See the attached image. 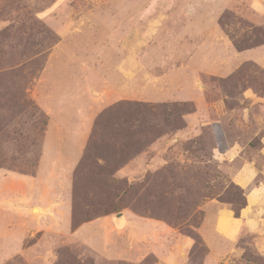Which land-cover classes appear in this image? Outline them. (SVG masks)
<instances>
[{
  "label": "rangeland",
  "instance_id": "rangeland-1",
  "mask_svg": "<svg viewBox=\"0 0 264 264\" xmlns=\"http://www.w3.org/2000/svg\"><path fill=\"white\" fill-rule=\"evenodd\" d=\"M181 5L222 8L220 23L234 46L249 39L264 42V0H0V24L8 25L0 30V174L33 176L35 173L49 117L31 94L48 63V56L61 41L79 36L86 47L94 40L107 42L112 33L123 38V17L130 15L108 12L114 6L123 10L127 6V12H132L135 33L145 29L141 25L146 21L141 24L137 20L142 14L141 7ZM45 11L48 12L45 15L53 18L54 25L62 28L63 24L67 33L62 30L64 34L61 35L55 26H48L42 17ZM149 15L156 17L161 13ZM154 28L172 30L175 27L161 23ZM152 32L156 34L157 31ZM153 36L155 38L151 39ZM153 36H149V48L152 44L154 53L159 51L154 55L155 59H160L158 64L166 60L168 63L173 56H178L165 53L171 46L174 48L173 37ZM72 40L66 41L64 46H74ZM262 46L264 43L255 48ZM104 47L107 49L109 45L106 43ZM92 50V45L85 48L88 55L84 62L88 66L86 75L90 76ZM262 57L264 54L260 56L261 63H244L228 77H202L205 89H202L204 102L201 106L194 102H114L104 108L94 121L75 173L74 227L106 214H114L117 219L119 213H115V208L120 213L130 211L160 222L165 231L175 229L193 240L188 264H204L208 249L199 230L205 217L213 214L221 204L234 210L244 205L246 192L235 182L241 164L255 161L264 167ZM86 95L91 98L93 94L87 92ZM134 119L143 120V125L135 123L129 127L127 123ZM234 146L240 149L236 156L229 154ZM135 161H146L150 167L133 180L118 176L120 170ZM8 181L11 189L10 182L14 180L9 178ZM52 200L53 197L47 195L45 203L34 204L49 206ZM209 203L213 204L211 209ZM38 214L34 216L39 218ZM1 216L0 235H6L18 224L20 214L11 213L13 225L10 227ZM45 220L47 230L58 226L59 221L53 214L40 221ZM197 235L202 240H196ZM72 240L56 237L50 240L57 249L51 258L54 264H158L151 254L139 261L134 259V263L108 260ZM243 241L249 243L250 238ZM9 255L1 253L0 263ZM40 255L35 253L30 259L37 261ZM5 263L30 264L25 255ZM235 264H264V258L248 248L242 260Z\"/></svg>",
  "mask_w": 264,
  "mask_h": 264
},
{
  "label": "crops",
  "instance_id": "crops-1",
  "mask_svg": "<svg viewBox=\"0 0 264 264\" xmlns=\"http://www.w3.org/2000/svg\"><path fill=\"white\" fill-rule=\"evenodd\" d=\"M109 9L108 12L129 13L130 16L123 17V38L112 33L107 42L100 39L87 43L93 49L91 76L86 75L88 66L84 63L88 59L87 46L84 47L79 36H71L66 41L73 39L74 46H64V40L54 48L31 94L47 113L49 124L35 175L0 174V216L5 217L10 227L13 225L11 213L20 214L18 224L8 234L0 235V254H10L5 262L25 255L30 264H54L55 260L51 258L57 249L51 241L56 237L58 240L73 239L72 243L112 261L133 262L136 258L135 261H139L151 254L158 264L189 263L193 240L178 234L175 229L165 231L160 222L130 211L119 213L122 219H118L119 214L118 220L110 214L74 227L72 192L75 173L94 121L104 108L114 102H194L201 106L204 102L202 89H205L201 84L202 77L225 78L244 63H261L264 46L239 51L224 34L220 23L223 9L213 5L141 7L142 14L137 20L141 24L146 21L141 25L145 29L135 33L131 24L132 12H127V6L124 10L115 6ZM45 13L48 12L42 16L46 19L44 22L54 28L53 18ZM149 13L161 15L154 17ZM151 21L153 25L149 26ZM155 23L173 24L175 28L156 29ZM4 25L5 22L0 24V30L7 24ZM55 29L61 35L67 33L63 24L62 28L55 26ZM154 30L156 34L152 32ZM153 35L162 39L173 37L174 48L171 46L165 53L178 56L169 57L168 63L166 60L158 64L160 59H155L154 55L159 51L154 53L152 44L149 48V36ZM87 92L93 94L91 98ZM191 128L189 125L188 129ZM239 151L234 146L229 154L236 156ZM145 162H132L120 170L118 176L135 179L150 167ZM246 162L235 175L236 184L246 192L245 206L237 215L233 208L221 204L213 214L205 217L200 227V236L208 249L204 264H235L242 260L248 248L264 258V167L255 161ZM9 178L14 180L10 182L11 189ZM47 195L53 197L49 206L34 204L45 203ZM33 213H39V218ZM52 214L59 223L54 230H47L48 219L40 220ZM245 238H250L249 243H242ZM35 253L41 254L36 257L37 261L30 259Z\"/></svg>",
  "mask_w": 264,
  "mask_h": 264
},
{
  "label": "trees",
  "instance_id": "trees-1",
  "mask_svg": "<svg viewBox=\"0 0 264 264\" xmlns=\"http://www.w3.org/2000/svg\"><path fill=\"white\" fill-rule=\"evenodd\" d=\"M259 40L257 39L255 41H252L251 39H249L248 42H244L242 44L240 43L239 45L236 43V46H237V49L239 51H244V50H247V49H252V48H255V47H257V46H259V45H261V44L264 43V42H260ZM249 42H255V43L249 44ZM139 105H142V104H139ZM135 123L136 124L143 125L144 121L143 120H140V119H134L133 121H129L127 124L129 125V127H133V125L135 126ZM39 160H38V163H37V166H36V169H35V173H36V170H37V167H38V164H39ZM35 173L33 174V176L35 175ZM28 176H32V175H28ZM245 203L239 209H237V210L235 209L237 215L239 214L240 209L245 206ZM120 212H121L120 210H117V208H115V213H120ZM106 215H108V214H106ZM199 238H200V240H202L200 236H198V235H197V237L195 236V239L196 240L199 239Z\"/></svg>",
  "mask_w": 264,
  "mask_h": 264
},
{
  "label": "water",
  "instance_id": "water-1",
  "mask_svg": "<svg viewBox=\"0 0 264 264\" xmlns=\"http://www.w3.org/2000/svg\"><path fill=\"white\" fill-rule=\"evenodd\" d=\"M120 218H121V214L118 215V219H120Z\"/></svg>",
  "mask_w": 264,
  "mask_h": 264
}]
</instances>
